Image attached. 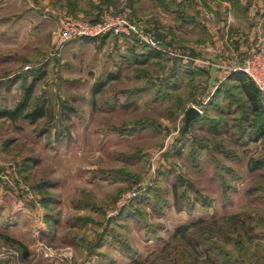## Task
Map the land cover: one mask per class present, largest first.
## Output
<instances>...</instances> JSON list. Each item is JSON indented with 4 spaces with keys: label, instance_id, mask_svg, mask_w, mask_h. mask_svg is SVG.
<instances>
[{
    "label": "rangeland",
    "instance_id": "1",
    "mask_svg": "<svg viewBox=\"0 0 264 264\" xmlns=\"http://www.w3.org/2000/svg\"><path fill=\"white\" fill-rule=\"evenodd\" d=\"M127 5L0 0V111L44 110L0 117V246L10 250L0 264H264V168L249 167L264 156V139H249L264 107L250 114L239 83L210 82L201 24L173 42L158 0H138L129 15ZM196 5L181 7L185 16ZM108 14L181 55L198 48V60L178 67L163 52L144 63L150 48L136 35L60 43L68 16ZM193 105L203 114L184 133Z\"/></svg>",
    "mask_w": 264,
    "mask_h": 264
},
{
    "label": "crops",
    "instance_id": "2",
    "mask_svg": "<svg viewBox=\"0 0 264 264\" xmlns=\"http://www.w3.org/2000/svg\"><path fill=\"white\" fill-rule=\"evenodd\" d=\"M165 13L160 16L159 20L164 24L168 25V22H173L174 25L170 27L171 39L173 42H179L181 39V34L178 30H182V26H186L192 30H198V26L201 24V31L204 33L209 32L211 36V43L209 53H206V57L210 60L216 59V47H222L224 50V58L229 59L232 54L238 51L239 53H244L249 47L253 46V28L257 23H262L264 27V0H210L211 4L206 6V0H158ZM196 2V13L191 16H185L181 7L186 3ZM204 1V3H203ZM138 0H128V5L125 7V13L129 15L132 11L131 6L134 5ZM247 3L250 9L246 12ZM135 9V8H134ZM210 10L215 13L214 19H209L205 16L204 12ZM174 14V16L171 15ZM125 15L126 17H128ZM171 15V17H170ZM148 18V17H147ZM200 18V19H199ZM134 21L137 19L133 18ZM145 20V18H141ZM183 21L185 23H183ZM141 22V21H140ZM143 22V21H142ZM144 23V22H143ZM145 24V23H144ZM160 25V24H159ZM202 33V34H203ZM116 38H119L116 36ZM126 40H131V38L123 37ZM171 39L167 43H171ZM130 43V42H129ZM166 44V43H165ZM174 46L178 45L173 43ZM195 46H198L196 43ZM171 48V47H170ZM175 49V48H174ZM187 50V49H186ZM198 48L188 49L189 54L187 59L196 58ZM199 53V52H198ZM193 56V57H192ZM178 63V67H182L180 64L186 63V58L175 60ZM175 62V64H176ZM211 61L206 62L210 64ZM174 63V62H173ZM205 63V64H206ZM194 65H196L193 62ZM209 77L210 82L219 83L226 80L229 73L225 70L209 67ZM184 67H187L184 65Z\"/></svg>",
    "mask_w": 264,
    "mask_h": 264
},
{
    "label": "built area",
    "instance_id": "3",
    "mask_svg": "<svg viewBox=\"0 0 264 264\" xmlns=\"http://www.w3.org/2000/svg\"><path fill=\"white\" fill-rule=\"evenodd\" d=\"M209 19L215 18V13L207 10L204 12ZM253 46L249 47L243 54L236 51L228 60L224 58V50L222 47H216V59L210 60V64L216 68L225 70L231 75L234 72H242L257 86L261 92L262 103L264 105V27L262 23H257L253 28ZM107 35L119 37L137 36L149 48L156 49L160 52L172 54L174 56L188 58L178 52L165 48L163 41L154 33L147 32L129 19L108 14L102 16L96 21L88 19H79L74 16H68L62 23L60 31V43L84 37L100 38ZM193 61L198 59L192 58ZM209 62V61H208ZM195 106V105H193ZM197 107V106H196ZM203 114V110L197 107ZM127 194L124 201L119 203L122 207L130 199L131 195ZM10 250L6 246H0V261L6 259Z\"/></svg>",
    "mask_w": 264,
    "mask_h": 264
},
{
    "label": "trees",
    "instance_id": "4",
    "mask_svg": "<svg viewBox=\"0 0 264 264\" xmlns=\"http://www.w3.org/2000/svg\"><path fill=\"white\" fill-rule=\"evenodd\" d=\"M93 21H96V20H93ZM104 37H106V36H104ZM85 38H87L88 40H92V41L96 39V38H90V37H85ZM162 57H164L162 52H160L156 49L150 48L146 52V54H144V60L143 61H144V63H146L147 61L154 60V59H161ZM174 59H176V60L180 59L181 60L182 58L176 57ZM118 75L119 74L110 75L108 77L107 81L117 79ZM227 80L239 83L241 91L245 96V100L251 109L250 114L259 115L260 113H262V107H264V105L262 103L261 92L257 88V86L248 78V76L246 74H244L242 72H234L228 76L226 81ZM34 85H35V82L32 83L31 86L26 91V102L32 96V93L34 90ZM105 85H106V83L101 82V81L99 83H97L93 87V94H98L99 92H101L102 89L105 87ZM24 111H25V105H21L15 109L0 111V117L6 116V117H9L11 119L16 120L20 116H24L27 118H32V120H36L37 118L41 117L44 113L43 112L44 110L40 107L36 108L33 112H29L26 114H24ZM251 129H252V131L249 133L250 141H259L260 139H264V115L261 116L260 118H258L257 121L251 125ZM183 132H184V127H183ZM186 132H188V131H186ZM186 132H184V133H186ZM249 167L251 170H257V169L264 168V156L251 159L249 162ZM186 230H188V226H182L181 228H179L176 231L175 234L185 235ZM13 241L15 243H17L19 246L24 247V245L21 242H19L17 240H13ZM196 247H197V245H196Z\"/></svg>",
    "mask_w": 264,
    "mask_h": 264
},
{
    "label": "water",
    "instance_id": "5",
    "mask_svg": "<svg viewBox=\"0 0 264 264\" xmlns=\"http://www.w3.org/2000/svg\"><path fill=\"white\" fill-rule=\"evenodd\" d=\"M202 115L201 111L196 106H191L186 110L184 120V132L189 130L192 122Z\"/></svg>",
    "mask_w": 264,
    "mask_h": 264
}]
</instances>
